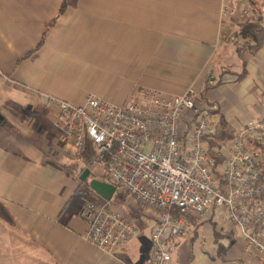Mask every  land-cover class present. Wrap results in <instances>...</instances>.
Wrapping results in <instances>:
<instances>
[{
    "label": "crops",
    "instance_id": "crops-1",
    "mask_svg": "<svg viewBox=\"0 0 264 264\" xmlns=\"http://www.w3.org/2000/svg\"><path fill=\"white\" fill-rule=\"evenodd\" d=\"M255 1L79 0L40 45L61 0H0V201L14 220L0 218V264H148L156 220L142 206L152 224L126 246L103 251L86 239L82 189L98 178L83 156L69 158L44 97L126 105L149 90L173 97L192 88L229 140L264 116V0ZM230 34L243 41L223 38ZM114 201L125 214L127 201ZM186 222L170 264H264L224 210Z\"/></svg>",
    "mask_w": 264,
    "mask_h": 264
},
{
    "label": "built area",
    "instance_id": "built-area-1",
    "mask_svg": "<svg viewBox=\"0 0 264 264\" xmlns=\"http://www.w3.org/2000/svg\"><path fill=\"white\" fill-rule=\"evenodd\" d=\"M251 17V10L243 11V20ZM223 38L243 41L234 34ZM44 101L58 110L73 155L80 158L91 143L87 164L98 179L154 216L148 264H170L171 244L189 232L187 218L214 208L226 212L250 249L264 254V116L223 140L192 88L173 97L149 90L126 105L94 95L82 106L48 96ZM109 203L86 200L79 211L88 224L86 239L103 251L122 248L138 234Z\"/></svg>",
    "mask_w": 264,
    "mask_h": 264
},
{
    "label": "rangeland",
    "instance_id": "rangeland-1",
    "mask_svg": "<svg viewBox=\"0 0 264 264\" xmlns=\"http://www.w3.org/2000/svg\"><path fill=\"white\" fill-rule=\"evenodd\" d=\"M66 151H67V155L69 156V158H71V159H76L77 158V156H74L73 155V152H71V149L70 150L66 149ZM93 175L96 176L97 178L99 176V174L96 173V172ZM84 188H85V186L83 187L82 190H84ZM116 195H117L116 198H114L115 199L114 202L116 203V205H121V204H123L124 201H127L128 206L124 207L125 208V214L127 216L124 214V212H120L121 210H117L116 208L115 209L113 208V209L115 211L123 214L127 218H129L130 221L134 225H136V227L138 228V230H139L138 233L139 234H142L143 231L148 228L147 226H150L152 224V221L149 218H147L144 214H142L143 211L140 212L139 210H136L135 209V207H137V208L140 207L141 208L142 205H140L139 203H137L133 198L129 197L125 193L117 192ZM89 199L92 200V201H95L94 198H93V196H92V198L89 197Z\"/></svg>",
    "mask_w": 264,
    "mask_h": 264
},
{
    "label": "trees",
    "instance_id": "trees-1",
    "mask_svg": "<svg viewBox=\"0 0 264 264\" xmlns=\"http://www.w3.org/2000/svg\"><path fill=\"white\" fill-rule=\"evenodd\" d=\"M78 2H79V0H61V6H60V10H59V15L53 22H51L50 24L47 25V27H46V29H45V31L43 33V38L41 40L40 45H42L44 43V40H45V37H46L48 31L56 24L58 18L60 16H62L69 8H75L77 6ZM250 2H251V4L253 6L256 5V1L255 0H250ZM93 154H94V148H93L91 143H88L87 151H85L82 156L86 160H90L92 158ZM83 193L87 194L86 195L87 196L86 197L87 200H89L91 202H94V203H97V202L92 201V200L89 199V197L92 198V196L90 194V193H92V190L90 189L89 184L86 183V186L84 188V192ZM116 196H115V198H116ZM94 200H96V199L94 198ZM100 201H101V199H100ZM101 202L104 203L105 201H101ZM0 218H2L3 220H5V221H7L9 223H13L14 222L13 217L9 213L6 205L3 202H1V201H0Z\"/></svg>",
    "mask_w": 264,
    "mask_h": 264
},
{
    "label": "water",
    "instance_id": "water-1",
    "mask_svg": "<svg viewBox=\"0 0 264 264\" xmlns=\"http://www.w3.org/2000/svg\"><path fill=\"white\" fill-rule=\"evenodd\" d=\"M88 175L89 171H86L81 179L84 181ZM89 187L94 193H96L106 202H111L117 194V188L113 184L102 181L100 179L91 180L89 183Z\"/></svg>",
    "mask_w": 264,
    "mask_h": 264
}]
</instances>
